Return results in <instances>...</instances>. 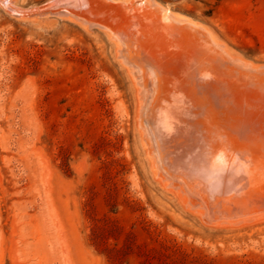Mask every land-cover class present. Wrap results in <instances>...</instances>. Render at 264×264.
Returning a JSON list of instances; mask_svg holds the SVG:
<instances>
[{"label":"rangeland","instance_id":"1","mask_svg":"<svg viewBox=\"0 0 264 264\" xmlns=\"http://www.w3.org/2000/svg\"><path fill=\"white\" fill-rule=\"evenodd\" d=\"M50 1L0 0V264H264V87L128 49L264 67V0Z\"/></svg>","mask_w":264,"mask_h":264},{"label":"water","instance_id":"2","mask_svg":"<svg viewBox=\"0 0 264 264\" xmlns=\"http://www.w3.org/2000/svg\"><path fill=\"white\" fill-rule=\"evenodd\" d=\"M4 1L7 2V0ZM69 3L73 4L71 0H52L46 4L44 9H55ZM141 3L143 2L138 3V5L140 6ZM182 31L184 30L179 32L169 31V34H167L165 39L168 43H166V48L160 50L159 53L155 50L152 52H156L158 58L165 63L169 62V64L173 63L175 65L183 66V70H186L189 66L193 67L198 64H205L209 68H215L218 73L221 74V77L228 79L237 86L264 87V67L252 68L242 66L226 58L208 44H204L202 41L199 42L200 40L197 41L195 38L188 36L187 32L184 34ZM189 31L193 32V30ZM194 32L202 36L206 41L208 40L202 30H196ZM176 33H180L184 36L177 35ZM207 215L210 218L215 216L220 217L218 214H213L211 209L207 210Z\"/></svg>","mask_w":264,"mask_h":264},{"label":"bare ground","instance_id":"3","mask_svg":"<svg viewBox=\"0 0 264 264\" xmlns=\"http://www.w3.org/2000/svg\"><path fill=\"white\" fill-rule=\"evenodd\" d=\"M152 37H149V36H146V37H143V40H142V42H139V41H133L132 42V46H129V48L128 49H132V47H135V51L138 53V54H144V59H145V63L149 66V67H151L152 65H156V64H154V62H152V59H150V57L152 58V57H154V58H158V55L156 54V52L154 53V52H152V51H154V44H157V42H154V40H152L151 39ZM154 43V44H153ZM141 44V45H140ZM142 45L143 46H145V47H142ZM162 47V46H161ZM125 48H127V47H125ZM138 48H140V50L138 49ZM164 49V48H163ZM159 50H162V49H159ZM135 51H133V52H135ZM156 51V50H155ZM140 52V53H139ZM159 52V51H158ZM157 52V53H158ZM151 53V54H150ZM148 61H150L149 63H148ZM153 63V64H152ZM152 64V65H151ZM150 69V68H149ZM134 71H138V70H134ZM191 71L192 72H189V74H192L193 72H195V71H198V69L197 68H195V66H193V67H191ZM148 75V74H147ZM157 77V76H156ZM189 84H191V82L189 81ZM226 150V149H225ZM211 156H210V158H214V156H215V154H210ZM216 157V156H215ZM237 158V157H236ZM233 159V158H232ZM194 164L195 163H192L190 166H194ZM195 169V167H193L192 169H189V170H187L188 171V174H189V176H191V177H193V176H195V177H198L199 178V183H201L203 180H204V178H203V175H199V173H195L196 171L194 170ZM254 178L255 179H253L254 180V182H253V185H252V187L254 186V188L252 189V190H256V188L259 186V188H260V191H262L263 189H264V181H262V180H264V166L263 167H261L260 169H258L257 171H256V174L254 175ZM252 180V181H253ZM261 183V184H260ZM250 188V187H249ZM238 204V203H237Z\"/></svg>","mask_w":264,"mask_h":264},{"label":"trees","instance_id":"4","mask_svg":"<svg viewBox=\"0 0 264 264\" xmlns=\"http://www.w3.org/2000/svg\"><path fill=\"white\" fill-rule=\"evenodd\" d=\"M217 2L218 0H208L207 2H205V5L209 8L206 11V16H210L214 10V8L217 6Z\"/></svg>","mask_w":264,"mask_h":264}]
</instances>
